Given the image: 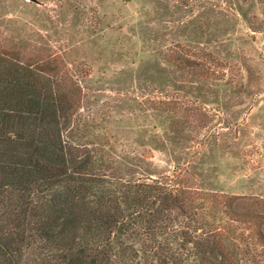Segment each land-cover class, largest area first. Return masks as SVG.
Masks as SVG:
<instances>
[{"label": "rangeland", "instance_id": "obj_1", "mask_svg": "<svg viewBox=\"0 0 264 264\" xmlns=\"http://www.w3.org/2000/svg\"><path fill=\"white\" fill-rule=\"evenodd\" d=\"M0 39L80 87L62 135L102 173L264 198V0H0Z\"/></svg>", "mask_w": 264, "mask_h": 264}, {"label": "trees", "instance_id": "obj_2", "mask_svg": "<svg viewBox=\"0 0 264 264\" xmlns=\"http://www.w3.org/2000/svg\"><path fill=\"white\" fill-rule=\"evenodd\" d=\"M0 42V264H264V198L190 189L179 167L134 186L102 173L62 135L80 87Z\"/></svg>", "mask_w": 264, "mask_h": 264}]
</instances>
